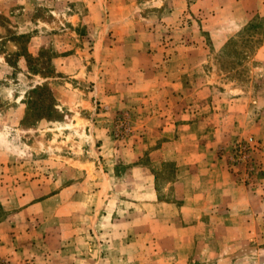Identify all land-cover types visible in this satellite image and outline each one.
<instances>
[{
    "label": "rangeland",
    "instance_id": "1",
    "mask_svg": "<svg viewBox=\"0 0 264 264\" xmlns=\"http://www.w3.org/2000/svg\"><path fill=\"white\" fill-rule=\"evenodd\" d=\"M0 10V264H264V0Z\"/></svg>",
    "mask_w": 264,
    "mask_h": 264
},
{
    "label": "bare ground",
    "instance_id": "2",
    "mask_svg": "<svg viewBox=\"0 0 264 264\" xmlns=\"http://www.w3.org/2000/svg\"><path fill=\"white\" fill-rule=\"evenodd\" d=\"M79 123V122H78ZM80 124V123H79ZM79 124H76V125H74V126H72L74 129H79V128H81L80 126H79ZM66 125H68V126H70L71 127V124L69 123V124H66ZM67 126V127H68Z\"/></svg>",
    "mask_w": 264,
    "mask_h": 264
},
{
    "label": "crops",
    "instance_id": "3",
    "mask_svg": "<svg viewBox=\"0 0 264 264\" xmlns=\"http://www.w3.org/2000/svg\"><path fill=\"white\" fill-rule=\"evenodd\" d=\"M22 9V8H21ZM0 12H2V10H0ZM149 17V16H148ZM144 20H146L145 18H143ZM173 85V87H175V84H172Z\"/></svg>",
    "mask_w": 264,
    "mask_h": 264
}]
</instances>
